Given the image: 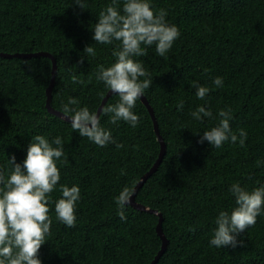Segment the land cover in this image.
Segmentation results:
<instances>
[{
    "label": "trees",
    "instance_id": "trees-1",
    "mask_svg": "<svg viewBox=\"0 0 264 264\" xmlns=\"http://www.w3.org/2000/svg\"><path fill=\"white\" fill-rule=\"evenodd\" d=\"M83 2L84 10L74 0H0V52L50 53L58 65L51 105L62 113V105L76 99L70 107L97 114L110 91L96 79L99 68L116 62L112 53L120 46L92 39L100 12L112 0ZM148 2L154 13L164 9L166 23L180 33L164 57L155 45L146 48L145 56L132 57L150 74L140 79H153L144 95L166 145L163 161L136 197L163 214L169 244L157 264H264V206L255 225L237 237L243 247L210 245L219 213L237 207L231 185L239 183L249 192L264 186V0ZM123 3L119 0L121 15ZM86 46L95 48L94 56L84 52ZM52 72L53 61L46 56H0V172L5 180L11 156L22 164L35 136L49 143L59 136L63 144L64 155L56 161L60 180L48 194L52 225L38 254L41 264H151L163 243L159 216L126 204V220H121L116 204L124 188L133 193L161 153L148 107L141 98L136 101V127L112 124L102 111L101 126L115 143L99 147L48 110ZM73 76L84 83H74ZM217 77L222 87L213 83ZM193 82L210 89L203 100L196 97ZM119 100L113 94L104 107ZM201 106L212 118L192 117ZM228 109L232 134L247 133L244 146L239 140L219 148L200 143L203 132L218 125V112ZM61 185L80 189L72 228L56 219Z\"/></svg>",
    "mask_w": 264,
    "mask_h": 264
},
{
    "label": "clouds",
    "instance_id": "clouds-1",
    "mask_svg": "<svg viewBox=\"0 0 264 264\" xmlns=\"http://www.w3.org/2000/svg\"><path fill=\"white\" fill-rule=\"evenodd\" d=\"M76 6L84 10L83 0H74ZM119 0H112V4L100 12L98 23L95 24L92 39L98 44H111L119 41L120 46L113 51L116 62L108 67L101 66L96 79L102 81L105 87L119 96L120 100L115 105L103 108V114H110V123L125 121L130 126L136 127L139 117L132 109L140 99L144 90L148 89L153 79L141 80V77H150L143 65L132 57L145 56L146 48L155 45L156 54L164 57L172 48L173 43L180 33L175 25L165 21L167 15L164 9L154 13L148 0H124L123 15L118 10ZM144 45L145 47H141ZM84 52L95 55L93 46H86ZM82 62V61H81ZM74 83H81L75 76ZM217 87L223 86V80L217 77L213 80ZM196 97L203 100L210 89L193 82ZM78 100L70 99L62 105L64 113H72L70 124L80 136L86 137L99 147L115 143L111 132L105 130L99 117L88 110L87 107L73 108ZM182 108L183 105L181 104ZM231 110H220L217 126L204 131L200 143L207 141L211 146L219 148L225 141L243 147L247 139L244 130L239 131V136L232 134L229 121ZM196 120L212 118V112L205 107H198L191 113ZM55 144L57 147H53ZM117 148L123 147L121 144ZM64 155L62 139L57 136L51 143L40 135L33 138L30 143L26 158L23 163H17L15 155L9 159L12 165L11 174L5 180L0 172V264H41L38 254L45 237L50 234L52 220L50 219L48 194L53 192L60 180V171L56 161ZM260 162L257 161V166ZM62 198L55 203L56 219L69 228L76 223V203L80 200L78 186L71 188L61 185ZM235 198V207L229 214L221 211L215 220L216 228L210 245L216 248L231 246L243 247L242 241L237 237L247 228L255 225L256 218L261 214L264 206V186L254 188L251 192L233 183L229 189ZM130 203V191L124 188L116 198L118 206L117 215L121 220H126L124 208Z\"/></svg>",
    "mask_w": 264,
    "mask_h": 264
},
{
    "label": "water",
    "instance_id": "water-1",
    "mask_svg": "<svg viewBox=\"0 0 264 264\" xmlns=\"http://www.w3.org/2000/svg\"><path fill=\"white\" fill-rule=\"evenodd\" d=\"M0 56L6 57V58H10V57L32 58V57H38V56H46V57L51 58L53 61V72H52L51 84L47 89V108L51 113L56 114L57 116H59V117L70 122L71 116H68V115L62 113L61 111L54 109L51 105L52 97H53V88H54L55 80H56V76H57L58 65H57V60L50 53H48V52H37V53H14V54H10V53H5V52H0ZM113 94L114 93H112L110 90L108 92V94L106 95L105 99L103 100V102H102L101 106L99 107L98 112L96 114L98 117H100L101 112L103 111L104 105L106 104V102L108 101L110 96ZM141 99L146 104V106L148 107V109H149V111L153 117L154 124H155V130H156V133L158 134L159 139L161 141V153H160L158 160L155 162V164L152 166V168L141 178L139 183L136 185L133 193L130 195V203H128V204L132 205L133 207H135L136 209H138L140 211L155 213L159 216V223L157 226V231H158V234L160 235L163 243H162L161 250L159 251L158 255L156 256V258L151 263V264H157L160 261L162 255L167 250V247L169 244V241H168L166 235L164 234V230H163V221H164L163 214L160 213L158 210L151 209L148 206H145V205L139 203L137 201L136 197H137L139 190L143 187V185L148 180V178L158 169L159 165L163 161V158H164L165 153H166V145H165L163 138L160 134L159 125H158V122H157V119H156V116H155V113H154L152 106L150 105V103L148 102V99L145 97L144 94L141 97Z\"/></svg>",
    "mask_w": 264,
    "mask_h": 264
}]
</instances>
